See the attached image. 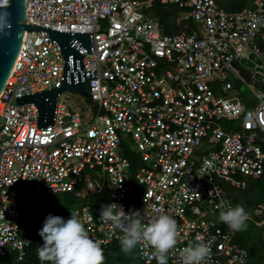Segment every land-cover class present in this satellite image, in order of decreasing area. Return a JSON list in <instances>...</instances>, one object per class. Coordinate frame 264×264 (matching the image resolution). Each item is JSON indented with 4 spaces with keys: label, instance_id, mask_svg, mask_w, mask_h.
I'll return each instance as SVG.
<instances>
[{
    "label": "built area",
    "instance_id": "built-area-1",
    "mask_svg": "<svg viewBox=\"0 0 264 264\" xmlns=\"http://www.w3.org/2000/svg\"><path fill=\"white\" fill-rule=\"evenodd\" d=\"M218 1L25 0V24L91 33L93 53L81 62L85 71L96 70L90 87L97 112L83 117L59 93L53 125L36 128L37 108L18 106L15 98L59 87L64 60L47 32L25 31L0 94V257L11 251L22 260L30 245L19 232L29 209L26 199H18L19 183L32 184V207L45 219L52 195L68 193L85 203L76 212L90 238L101 248L119 241L123 233L86 205L102 186L83 171L98 168L110 190L108 204L132 213L130 162L118 153L124 134L146 164L135 175L142 189L134 212L143 224L159 214L177 222L169 264H181L180 250L197 236L211 248L207 264H246L247 250L215 217L221 183L240 188L244 182L236 175L257 179L264 173V89L250 88L255 103L247 107L237 96H216L211 83L228 92V74L239 77L233 61L249 53L264 56V0L234 12ZM153 2L176 6L195 31L163 33L159 20L142 10ZM224 121L240 127L226 131ZM248 214L247 222L264 227V203ZM136 250L143 264H158L150 246Z\"/></svg>",
    "mask_w": 264,
    "mask_h": 264
},
{
    "label": "clouds",
    "instance_id": "clouds-1",
    "mask_svg": "<svg viewBox=\"0 0 264 264\" xmlns=\"http://www.w3.org/2000/svg\"><path fill=\"white\" fill-rule=\"evenodd\" d=\"M7 5L8 0H0V7ZM8 15L6 12L0 15L2 21L0 29L7 25ZM256 22L259 23V20ZM217 207L221 209L219 220L226 224L229 230L232 232L246 230L249 214L243 206L231 207L221 202ZM139 215V211L126 214L122 206L110 203L101 204L99 218L104 223L110 222L111 230H119L123 233L119 237L122 252L130 254L137 245L145 248L150 246L154 249L153 258L158 264H167V256L175 249L178 242L176 220L167 214H159L153 216L147 224H143ZM39 235L44 241L43 245L37 248L41 262H50V264H103L104 262L103 249L98 242L90 238L84 224L78 218V213L74 210L67 220L49 214ZM196 241L180 250L181 264H207L211 260L210 246L202 242V237L197 236ZM30 245L26 249V254Z\"/></svg>",
    "mask_w": 264,
    "mask_h": 264
},
{
    "label": "trees",
    "instance_id": "trees-1",
    "mask_svg": "<svg viewBox=\"0 0 264 264\" xmlns=\"http://www.w3.org/2000/svg\"><path fill=\"white\" fill-rule=\"evenodd\" d=\"M253 1L254 0H236L235 2H232V0H219L218 4L225 11L234 12L244 7H252ZM159 4L160 3L158 2H153L150 6V10L147 11L148 14L157 17L158 20V12L154 10V6ZM160 21L161 20H159V22ZM163 28V33L169 35L177 34L182 31H195V26L192 21H182L179 23L175 21V24H165ZM222 126L223 129L226 131L238 130L235 129L233 127V124L228 121L222 122ZM129 184L128 185L130 187L131 198V193L133 192L132 188L134 184L131 182H129ZM221 188L222 195L220 202L222 201L226 205L231 207L241 205L245 208L247 213H251L252 210L256 207V205L264 203V173L257 179L249 178L248 181L244 182L243 187L235 188L228 183H221ZM103 191H107V193L110 194V190L108 188H104L99 194L92 195L88 203L86 204L93 214L97 213V211L101 208V204L97 203L94 198L100 195ZM84 205V201L76 199L75 197H73V195L66 193L53 196L50 201L52 215L60 216L65 220L70 217L71 211L81 210ZM220 211L221 209H219V213ZM42 212L43 211L34 209L32 207V204H29V209L26 212V218L20 220L19 232L21 236L28 237L31 240L30 249L27 251V254L23 257L22 260H16L15 253L8 251L6 252L4 257H0V264H50V262H41L38 258L37 249L32 248V243H34L32 240L39 237L42 238L39 235V232L42 229L45 221V217ZM215 219L218 220L219 227L222 228L226 225L219 220V214L216 215ZM246 223V230L241 232H235L233 241L247 250L248 258L246 260V264H259V262H263L264 259V227L257 228L251 222ZM102 249L104 253L103 264H143L138 257L136 249L130 254H125L121 251L120 240H114L108 245L102 247ZM259 251H263V254L257 253Z\"/></svg>",
    "mask_w": 264,
    "mask_h": 264
},
{
    "label": "water",
    "instance_id": "water-1",
    "mask_svg": "<svg viewBox=\"0 0 264 264\" xmlns=\"http://www.w3.org/2000/svg\"><path fill=\"white\" fill-rule=\"evenodd\" d=\"M8 13L7 25L0 29V94L10 76L14 62L25 37V31H45L51 42L57 43L64 60L60 85L57 88L15 98L16 105L33 104L37 108L36 128L53 125L58 94L74 92L87 102L91 98L90 80H96V70L85 71L82 58L93 53L91 33L58 32L54 29L25 24V0H8L6 7H0V15ZM2 22V21H0ZM241 66L255 73L257 81L264 75L263 61L258 55L249 53L239 59ZM97 105V104H96ZM99 106V105H98Z\"/></svg>",
    "mask_w": 264,
    "mask_h": 264
},
{
    "label": "rangeland",
    "instance_id": "rangeland-1",
    "mask_svg": "<svg viewBox=\"0 0 264 264\" xmlns=\"http://www.w3.org/2000/svg\"><path fill=\"white\" fill-rule=\"evenodd\" d=\"M235 1L236 0H232V2H235ZM159 5H155L154 10H156L158 12L159 20H161L160 22H161L162 30L164 29L163 26L165 24L166 25L175 24V21H177L178 23L182 22V20L180 19L181 10L178 9L176 6H173V5H160L159 6ZM142 10L147 12L150 10V7L149 8H143ZM262 60H263V69H264V57H262ZM233 68L242 80L241 79L235 80L233 75H229L228 80L231 83H233L236 88H234V90H232L230 92L228 91L229 93H224L221 90V86L220 87L212 86V90L216 96L219 95L218 97L226 98V97L233 96L235 94H239L241 97H251L250 87H252L256 91H262L263 90V87H262L264 85V83H262L263 81L262 82L257 81L254 77L255 73L253 71H249L246 68H244L243 66L239 65V61L233 63ZM61 102L65 103L68 106L69 110H73V109L80 110L82 116L86 117V118L94 116L97 112V107L95 104L87 102L83 96H81L77 93H74V92H62L61 93ZM239 125L240 124L238 121L233 122V127L235 129H239V127H240ZM120 137H121L122 145L118 149V153L129 159L130 168H128L126 174L128 175V184H129V182L134 184V186L132 188L133 192L131 193V199L129 202L130 210L133 213L136 206L139 204L140 193H141V189H142V187L136 183L135 175L138 173L139 168L141 166H146V164H144L142 162L141 157L138 154V152H136L137 150H135L134 145L132 144V142H130L128 140V136L124 135V134H120ZM83 175L85 177H88L91 182L96 184V186L97 185L102 186V189L100 190V192L104 188H107V186L104 183V179L106 178V176L105 177L102 176V174L99 172L98 168H95V169L86 168L83 171ZM235 178L238 181H243V182H246L249 180L248 177H243L240 175H236ZM16 188L20 189V192L18 194V199L24 198V199H26L28 204H32V194H33L32 184L31 183H19L16 185ZM108 194L109 193H107V191H103L100 195L96 196L94 198V200L100 204H108V202H109L108 201L109 200ZM57 195L58 194H54V195H52V197L57 196ZM63 196H65V195H63ZM42 205H43V203H42ZM26 215L27 214L25 212L22 215L21 220L25 219ZM32 241L34 242V243H32V246H33L32 248H35V249H37L39 246L43 245V243H44L43 239L40 237L35 238ZM257 253L263 254V251H259ZM0 263H1V261H0ZM167 264H169L168 259H167ZM259 264H264V259H263V262L260 261Z\"/></svg>",
    "mask_w": 264,
    "mask_h": 264
},
{
    "label": "crops",
    "instance_id": "crops-1",
    "mask_svg": "<svg viewBox=\"0 0 264 264\" xmlns=\"http://www.w3.org/2000/svg\"><path fill=\"white\" fill-rule=\"evenodd\" d=\"M259 56V58L262 60V57H264L263 55H258ZM240 59V58H239ZM239 59H236V60H234L233 61V63L234 62H237V61H239ZM263 61V60H262ZM233 63H232V66H233ZM239 65H240V63H239ZM262 68H263V65H262ZM229 75L230 74H228V78H229ZM228 78H227V81L231 84V89L229 90V92L230 91H232V90H234V88H236L235 86H234V84L233 83H231L229 80H228ZM234 79L235 80H239V79H241L240 78V76L238 77V78H235L234 77ZM242 80V79H241ZM262 82V81H261ZM262 83H264V81L262 82ZM212 86H215V87H220V85L218 84V83H216V82H213V83H211V87ZM263 87V89H264V85L262 86ZM251 89H253L252 87H250ZM222 90V89H221ZM254 90V89H253ZM223 91V90H222ZM224 92V91H223ZM229 92H227V93H229ZM250 92H251V90H250ZM226 93V92H225ZM215 94V93H214ZM234 96H237L238 98H239V100L243 103V104H245L247 107H251V106H253L254 105V98H253V96H252V93H251V97H241L239 94H235ZM234 122V121H233ZM233 122H231L232 124H233ZM221 126H222V122H221ZM222 128H223V126H222Z\"/></svg>",
    "mask_w": 264,
    "mask_h": 264
},
{
    "label": "bare ground",
    "instance_id": "bare-ground-1",
    "mask_svg": "<svg viewBox=\"0 0 264 264\" xmlns=\"http://www.w3.org/2000/svg\"><path fill=\"white\" fill-rule=\"evenodd\" d=\"M225 93V92H224ZM227 93V92H226ZM219 96V95H218ZM223 98V97H222ZM254 103H255V101H254ZM136 150V149H135ZM137 152V151H136ZM4 257V256H3Z\"/></svg>",
    "mask_w": 264,
    "mask_h": 264
}]
</instances>
